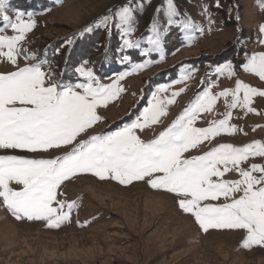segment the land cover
Here are the masks:
<instances>
[{"label": "rangeland", "instance_id": "1", "mask_svg": "<svg viewBox=\"0 0 264 264\" xmlns=\"http://www.w3.org/2000/svg\"><path fill=\"white\" fill-rule=\"evenodd\" d=\"M129 2L9 0L10 17H14V9H19L33 13L37 21L23 42L27 54H35L37 59L21 56L19 67L47 60L43 70L63 84L86 83L87 78L77 71L80 68L91 69L100 84H111L122 73H130L119 81L124 91L118 98L98 109L102 120L88 135L114 132L132 123L149 106L153 94L166 100L172 92H179L160 123L137 131L146 141L168 127L205 89L219 93L234 89L236 82L241 81L264 90V81L245 71L248 59L264 52V34L259 31L264 24L261 0H174L180 13L176 19L188 18L201 29L190 30L191 41L178 25H166L167 0H131L134 12L130 39L138 41L139 48L124 47V40L129 37L122 35L116 18L107 27L94 24ZM205 8L207 14L203 12ZM153 21L162 31L166 28L161 36L163 59L159 52L142 55L149 47L147 39L152 34ZM90 25L93 30L85 32ZM5 34L13 33L8 28ZM125 56L128 61H123ZM146 60L151 61L148 67L132 72L133 64ZM228 62L234 75L216 72ZM14 70L16 66L0 62V73ZM185 75L191 78L184 80ZM161 87L167 90L160 92ZM252 106L259 114L246 113L241 108L231 110L230 124L242 131L222 133L185 155H201L221 143L242 147L253 141L264 142V97H254ZM226 111L221 97L215 111L203 114L195 126L207 127L210 121L223 119ZM80 138L87 139V135ZM68 150L32 153L0 149V155L48 159ZM252 163L264 165V157H250L241 167L249 168ZM239 178L236 171L224 176L228 180ZM10 186L22 187L14 182ZM57 200L76 201L78 205L70 220L59 228H49L44 221L17 220L0 205V264H264V246H241L244 230L204 232L190 214L179 208L174 194L153 189L146 180L122 185L84 173L61 185ZM224 202L223 198L212 201ZM53 207L58 205L54 202Z\"/></svg>", "mask_w": 264, "mask_h": 264}, {"label": "snow or ice", "instance_id": "2", "mask_svg": "<svg viewBox=\"0 0 264 264\" xmlns=\"http://www.w3.org/2000/svg\"><path fill=\"white\" fill-rule=\"evenodd\" d=\"M260 6L264 8V0ZM9 8V0H0L3 25L0 27V62L16 66L14 71L0 73V149L32 153L70 150L48 159L0 155V205L17 220L44 221L49 228H59L70 220L72 210L78 207L76 201L57 200L58 189L66 181L84 173L122 185L146 180L153 189L174 194L179 208L190 214L204 232L244 230L242 247L264 246V165L252 163L249 168L241 167L250 157H264V142L253 141L242 147L221 143L201 155H185L222 133L242 131L230 124L231 110L241 108L246 113H256L253 98L264 97V90L241 81L236 82L234 89L219 93L205 89L168 127L146 141L137 131L143 132L160 123L179 92H172L166 100L153 94L149 106L132 123L114 132L88 135L102 120L98 109L106 108L110 101L118 98L124 91L119 81L130 73H122L111 84H100L91 69L80 68L77 71L87 78L86 83L63 84L52 80L51 72L43 70L47 60L19 67L21 56L26 60L37 59L23 48L27 34L37 26V21L33 13L19 9H14V17H10ZM207 11L203 9L204 14ZM133 12L130 0L129 4L94 24L107 27L116 18V26L123 29L122 35L129 37L124 40V47L139 48L140 43L130 39ZM165 16L166 25H178L189 41L193 39L190 30H201L188 18L176 19L180 13L174 0H167ZM8 28L13 34H5ZM92 30L91 25L84 29L85 32ZM150 31L149 47L142 55L159 52L163 59L161 36L166 28L162 31L153 21ZM259 31L264 34V24L259 26ZM128 60V56L123 57V61ZM150 64L147 60L133 64L132 72ZM245 71L264 81V52L253 54ZM216 72H226L229 77L234 75L231 62L218 67ZM190 78V75L183 77L184 80ZM166 90L165 87L159 89L160 92ZM221 97L228 109L224 118L210 121L207 127H196V121L203 114L215 111ZM82 135H87V139H81ZM232 171L240 178L224 179L225 174ZM13 182L22 187L13 188L10 186ZM221 198L226 202L212 203ZM54 202L58 207H53Z\"/></svg>", "mask_w": 264, "mask_h": 264}, {"label": "trees", "instance_id": "3", "mask_svg": "<svg viewBox=\"0 0 264 264\" xmlns=\"http://www.w3.org/2000/svg\"><path fill=\"white\" fill-rule=\"evenodd\" d=\"M102 40H104V39H102Z\"/></svg>", "mask_w": 264, "mask_h": 264}]
</instances>
